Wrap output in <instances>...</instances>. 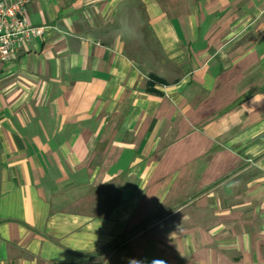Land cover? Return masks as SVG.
<instances>
[{
	"label": "crops",
	"instance_id": "crops-1",
	"mask_svg": "<svg viewBox=\"0 0 264 264\" xmlns=\"http://www.w3.org/2000/svg\"><path fill=\"white\" fill-rule=\"evenodd\" d=\"M0 61V264H264V0H31Z\"/></svg>",
	"mask_w": 264,
	"mask_h": 264
},
{
	"label": "built area",
	"instance_id": "built-area-1",
	"mask_svg": "<svg viewBox=\"0 0 264 264\" xmlns=\"http://www.w3.org/2000/svg\"><path fill=\"white\" fill-rule=\"evenodd\" d=\"M31 0H0V61L12 62L37 38H43L47 26L29 21Z\"/></svg>",
	"mask_w": 264,
	"mask_h": 264
},
{
	"label": "clouds",
	"instance_id": "clouds-1",
	"mask_svg": "<svg viewBox=\"0 0 264 264\" xmlns=\"http://www.w3.org/2000/svg\"><path fill=\"white\" fill-rule=\"evenodd\" d=\"M264 98L261 96V94H255L252 98V100L250 101V103L253 105V106H256L257 104H259L260 100ZM153 264H166V261L164 260H154L153 261Z\"/></svg>",
	"mask_w": 264,
	"mask_h": 264
}]
</instances>
